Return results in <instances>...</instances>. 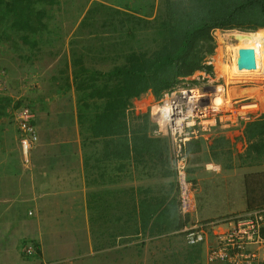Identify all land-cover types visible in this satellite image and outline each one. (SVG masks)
I'll return each mask as SVG.
<instances>
[{
  "label": "crops",
  "instance_id": "obj_1",
  "mask_svg": "<svg viewBox=\"0 0 264 264\" xmlns=\"http://www.w3.org/2000/svg\"><path fill=\"white\" fill-rule=\"evenodd\" d=\"M35 74L40 76L42 71L36 70ZM43 83L33 96L25 97L32 104V121L38 136L28 160L22 154L14 116L17 102H5L0 113V264H186L182 259L189 251L196 256L189 264H202V257L207 264L211 234L207 243L189 246L181 226L165 225L179 222V191L169 138L150 135L154 127L148 115L150 104L144 107L146 104L139 105L136 101L131 127L138 123L146 125L149 137L159 139L155 142L159 153L145 155L156 159L149 169L143 168L141 159H128L127 185L124 174L123 178L106 174V161H98L104 166L99 167L104 176L94 168L93 156L99 155L104 147L100 145L102 139H88L82 133L74 85L60 77L54 79L53 75ZM233 131H215L212 138L193 139L188 144L190 171L200 191L193 219L218 220L239 212L235 211L237 202L229 196L228 187L209 195L202 191L203 175L208 174L212 182L223 170V156L219 159L212 156L214 139L230 141L229 145L218 147L221 141L217 150L231 146L234 151L235 139L238 145H246L242 135L234 136ZM199 139L201 149L196 148V142L192 143ZM206 151L208 158L203 157ZM118 185L121 189L128 186V194L113 196L112 191ZM97 192L107 193L108 197L101 198ZM148 205L154 207L152 212L156 214L150 213L144 224L142 209L145 211ZM172 205L176 206V213L170 212L172 219L164 217L163 211ZM93 206L97 208L94 212ZM116 206L120 211L110 217L111 208ZM121 206L128 207V213ZM122 212L128 218V230L110 229L112 222L122 220L119 219ZM106 222L110 231L98 229ZM28 243L38 250L26 261L22 255Z\"/></svg>",
  "mask_w": 264,
  "mask_h": 264
},
{
  "label": "trees",
  "instance_id": "obj_2",
  "mask_svg": "<svg viewBox=\"0 0 264 264\" xmlns=\"http://www.w3.org/2000/svg\"><path fill=\"white\" fill-rule=\"evenodd\" d=\"M125 1L118 4L122 8L100 0L90 3L80 20L76 39L71 38L68 52L61 54L59 76L53 75L54 79L60 77V80L74 85L82 133L88 139H102L100 145L106 148L103 159L98 161L117 158L126 163L128 159L138 161L145 155L158 154L155 142L159 139L149 137L148 127L138 123L132 128L129 124L131 116L127 110L134 100L149 91L157 98L161 97L164 91L181 84L184 78L202 68L213 71L212 65L204 64L216 51L215 29L254 32L264 29V0H164V12L158 10L161 14L155 17H152L155 0ZM62 2L0 0V29L8 36L12 33L14 37L10 45L16 50L31 52L21 54V58L32 63L41 62L47 45L58 48L57 38L63 40L62 47L66 45L67 37L62 38L59 32L62 26L53 22L55 8ZM89 38L101 39L103 45L99 50L93 42L81 45V40ZM151 42L155 43L154 46ZM105 50L109 54L103 56ZM60 53L59 49H54L50 55L54 59ZM96 58L111 60L113 67L102 71L90 66V61L95 62ZM23 100L17 101L16 108L23 107ZM13 102L12 98L8 100L10 104ZM244 139L247 148L239 155L241 160L246 163L249 159H261L264 156V115L246 124ZM214 140L212 156L218 159L223 156V160H229L225 166L233 167L231 146L227 150H217V146L225 147L230 141ZM221 141L222 145L219 144ZM195 142L196 148L201 149V139L192 143ZM101 165H94V168L99 169ZM99 171L104 176L101 168ZM99 194L101 198L104 196L101 192ZM152 209L154 207L150 205L145 211L142 209L144 224L146 217L153 213ZM163 212L164 217L172 219L176 206L172 205ZM177 218L179 222H175L178 223L165 222V225L182 227L181 209Z\"/></svg>",
  "mask_w": 264,
  "mask_h": 264
},
{
  "label": "built area",
  "instance_id": "obj_3",
  "mask_svg": "<svg viewBox=\"0 0 264 264\" xmlns=\"http://www.w3.org/2000/svg\"><path fill=\"white\" fill-rule=\"evenodd\" d=\"M235 32L244 33L240 30ZM209 65H216L215 58L209 61ZM225 74L221 75V82L216 71L213 77L208 70H200L184 78L181 84L164 91L159 99L153 98L149 109L157 127L152 130V134H167L170 137V151L184 223L181 232L184 233L186 242L193 246L205 244L211 234L213 239L208 246V264H263L261 250L264 249V209L222 220L190 218L197 209V198L196 184L189 173V142L198 138L209 139L219 129L239 130L242 125L243 130L248 122L257 119L262 112L258 105V94L246 96L244 93H233L234 96H231L230 86L233 84L230 82H234V78L230 76L232 81L229 82L225 79ZM155 107L157 114H154ZM31 118L29 107L21 109L18 128L26 159L30 148L38 141ZM226 222L229 226L221 228ZM26 252L32 254L35 249L29 246Z\"/></svg>",
  "mask_w": 264,
  "mask_h": 264
},
{
  "label": "rangeland",
  "instance_id": "obj_4",
  "mask_svg": "<svg viewBox=\"0 0 264 264\" xmlns=\"http://www.w3.org/2000/svg\"><path fill=\"white\" fill-rule=\"evenodd\" d=\"M93 0H63V2L60 5H57L55 8V19L53 20L54 23H59V25L62 26V29L59 31L62 36V38H66V45H64V47H62L61 42L63 40H59V38H57L55 40L57 47L58 48H53L54 46H49L47 45L44 48V54H43V58L41 60V62H36V63H32L30 61H26L25 59L21 58V54H27L29 55L31 52L27 49L25 50H16L14 46H11V41L13 40V35L11 33V36H8L7 34H4L2 29H0L1 31V36H0V113L3 112V109H5V102L8 103L9 99H13L14 100V104L15 102H19L22 99L23 100V107L22 108H17V114L15 115L14 112V116L13 117L16 121V124L18 126V117H19V113L21 111V109H23L24 107H29L31 112H32V118H31V123L33 124V126L35 127V124L33 123V117H34V110L33 107L31 106L32 104L29 103L27 100H29L28 98L25 97H29V95H34V91H37L39 89V87H43L44 86V80L48 79V77H51L52 75H56L59 76V67H61V63H60V58H54L50 55V52H52V50H60V54H62L63 52H68L69 49V45L68 42L71 38H73L75 36V34L77 33V29L79 28V24H80V20L82 19V17L85 15L86 9L89 8L90 3ZM102 2H106L107 4H112L114 6H117L119 8H122V6L118 5L120 3H126L125 0H100ZM117 1V2H116ZM156 1V5L154 8V15L152 17H155L157 14H161L158 12V10H162L164 12L165 9V2L164 0H155ZM79 9V10H78ZM124 10V8H123ZM162 12V13H163ZM151 17V18H152ZM261 30V29H259ZM259 30H257L256 32L254 31H248L253 33L254 35H257ZM245 32V31H243ZM228 33H233L232 30H223V29H215L214 30V35L216 37V43H217V47H216V51L214 53V55H212L208 61L205 62L204 65H209V61H212V59L215 58V63L217 65L218 63V57L219 56V49H221L224 53L226 51H228L225 55V59L227 60V63L232 64L234 61V54L232 52V50H228L226 48V46L228 45L229 40L226 38L228 37ZM242 34V33H240ZM148 37H150L148 35ZM147 36H144V38H148ZM76 39V37H74ZM150 39V38H149ZM147 40V39H146ZM93 42V45L95 44L98 48V50L100 49V45L102 43L101 39H91L90 38L86 41L81 40V45L84 43L85 45L90 44ZM144 42V41H143ZM231 43H237V39L233 38L230 41ZM151 44L154 46V42H151ZM100 52L98 51V56L100 55ZM106 54H109L106 50L103 53V56H105ZM39 55H41V53H39ZM102 56V57H103ZM36 57V56H35ZM92 67L96 68V69H100L102 71H107L109 69H111L113 67V62L111 60H100L97 59L95 60V62H93L92 60L90 61ZM213 65V71H208L209 74H211V76H215V71L218 73V77L221 78V82H223V76L221 71H219L217 69V66ZM234 65V64H233ZM216 66V67H215ZM205 69V68H204ZM203 68L201 70H204ZM36 70H40L42 71V75L37 76ZM200 71V70H199ZM224 74V73H223ZM53 76V77H54ZM231 73H228L227 75L225 74V79L227 81H232L230 80ZM234 82H230V84H233V86H230V88H235L237 90V92L233 89H231L232 93L231 96H234V94L238 95V94H242L243 92L242 90H245L244 94L246 96L250 95V94H254L257 96H259V94H264V81L261 82V80L259 81H239L236 77ZM237 84H239V87H237ZM248 92V93H247ZM151 94V92L149 91L148 93L142 95L139 99H135L134 104H136V101L138 102L139 105L142 104H146L144 105V107H147L148 104L151 103L152 99L155 98V96ZM258 105L260 106V109L262 110V112H260L257 116V119L261 118L264 115V106H262V101L260 99ZM251 101V100H249ZM134 104H132V106H134ZM131 106V107H132ZM129 107V113H130V121H132V119H134V116L132 114V108ZM134 110V108H133ZM5 112V111H4ZM134 112V111H133ZM140 112V111H138ZM141 113V112H140ZM255 119V120H257ZM239 130H236L238 132H236L235 130L233 132L234 136L237 135H241V133L243 134L244 129L241 130L243 127L241 125V127H239ZM153 130V129H152ZM152 130H151V134H152ZM225 130V129H222ZM221 129H219L218 131H222ZM20 132V131H19ZM215 133L213 132V135ZM21 135V133H20ZM153 135V134H152ZM217 136V135H216ZM215 136V137H216ZM237 138V137H236ZM236 142V145L234 146V152L235 154L233 155V163L234 166L233 167H226L225 163H227L229 160L225 159L222 163V172L219 174L218 177H215L212 179V182H210L209 176L208 174H204L203 177L205 178L204 182L202 183V191L206 194L209 195L211 192L215 193V191H220V190H224V189H228L230 190V194L229 196H233L235 197V201L237 202V206H238V210L235 211H239L237 213H234L233 215L227 216V217H223L221 219L218 220H222V219H228L231 217H235L238 216L240 214H244L247 212H253L256 211L258 209H264V156H262L261 159L259 160H253V159H249L247 160V162L245 163V161L241 160V157H239V155L241 153H245L246 149L241 145H238L236 139L234 141V143ZM33 146V145H32ZM22 147V145H21ZM32 148V147H31ZM31 148L28 152V155L31 151ZM102 148V147H101ZM247 148V147H246ZM106 149V148H105ZM104 148L102 150H100V154L99 157H96V159H94L95 162V166L99 165L98 160H101V158L103 157V151L105 150ZM245 149L244 152H242V150ZM23 152V149H22ZM24 155V153H22ZM209 153L206 151L205 153H203V157L206 156L205 158H208ZM25 158V156H23ZM26 159V158H25ZM103 159V158H102ZM28 160V157L27 159ZM108 158L105 159V161H107ZM142 163H143V168H151L153 166V164L156 162V159L154 160L151 157H144L143 159H141ZM107 162H111L112 164H106L105 167H107L105 169L106 174L108 175H114L119 177L123 175H125V179L126 183L128 185V162H124L122 163L121 160H118L117 158H113L112 161H107ZM122 163V165H121ZM112 165V166H111ZM102 167H104L103 165H101ZM109 166V167H108ZM190 166V163H189ZM15 167V165H14ZM125 167V168H124ZM120 168H122L120 170ZM190 173V177L192 178V180L194 181V183L196 184V196L198 197L199 195V189H198V181L196 180L195 176L193 177L191 171L189 170ZM101 176V175H100ZM198 176H201L198 175ZM196 176V177H198ZM123 180V181H124ZM216 181V183H215ZM124 186V185H123ZM113 196H115L116 198H120L122 197V195H126L128 194V186L123 187L121 189V186L118 185L115 191H112ZM103 193V192H101ZM97 194H99V192H97ZM104 196L102 198H107L108 194L107 193H103ZM262 194V195H261ZM128 197V195H127ZM251 197V198H250ZM198 201V198H197ZM250 201H252L250 203ZM258 204V205H257ZM263 206V207H260ZM233 206V204H232ZM123 208V206H121ZM96 206H93L92 211L94 212L96 210ZM126 210L128 213V207L123 208V210ZM249 209V210H248ZM120 211V207L116 206V207H112L109 215H111L110 217L114 216V214L116 212ZM122 217L119 219H122L120 221H116V223L112 222L114 225H110V229L114 230V228L116 230L114 231H119L121 229H125L128 230V218L125 217V212L119 213ZM125 215V216H123ZM128 215V214H127ZM192 220H199V219H193L192 215H190ZM195 216V213H194ZM196 217V216H195ZM107 223H102V225H100L98 227V229H104V230H109ZM107 226V227H106ZM223 228L228 227L229 223L226 222V224L222 225ZM121 228V229H120ZM94 230L96 231V228L94 227ZM110 231V230H109ZM188 244V243H187ZM32 244L26 245V248L28 246H30ZM189 245V244H188ZM189 246H193V245H189ZM26 251V249H25ZM188 253H191L192 256H190V254L188 255ZM187 253V255H184V259L186 264H189L191 262L192 258H196V256H194L193 252L189 251ZM261 257L264 258V249L261 250ZM22 258L26 261H28L31 256H28L26 253H24V255H22ZM187 261V262H186ZM264 264V261L262 262ZM202 264H206V259H203L202 257Z\"/></svg>",
  "mask_w": 264,
  "mask_h": 264
},
{
  "label": "bare ground",
  "instance_id": "obj_5",
  "mask_svg": "<svg viewBox=\"0 0 264 264\" xmlns=\"http://www.w3.org/2000/svg\"><path fill=\"white\" fill-rule=\"evenodd\" d=\"M248 32V31H247ZM229 42L226 48L235 54L233 63L229 64L227 63V60L224 58V52L219 49L218 52V63H217V69L221 71V73H231L232 77H236L239 81H264V29L259 30L257 35H254L253 33H228V37H226ZM237 39V43H231V39ZM253 48L256 52V59L258 61V65L256 69H240L238 67V57H239V50L241 48ZM234 64V65H233ZM235 79V78H234ZM234 83H236L234 81ZM237 92L235 88H232ZM244 93L245 90H242ZM248 93V92H247ZM259 99L262 101V106H264V94L262 93L259 95ZM260 107V106H259ZM264 108V107H263ZM157 107L154 108V114H157Z\"/></svg>",
  "mask_w": 264,
  "mask_h": 264
},
{
  "label": "water",
  "instance_id": "obj_6",
  "mask_svg": "<svg viewBox=\"0 0 264 264\" xmlns=\"http://www.w3.org/2000/svg\"><path fill=\"white\" fill-rule=\"evenodd\" d=\"M238 67L240 69H256V52L253 48H241L239 50Z\"/></svg>",
  "mask_w": 264,
  "mask_h": 264
},
{
  "label": "clouds",
  "instance_id": "obj_7",
  "mask_svg": "<svg viewBox=\"0 0 264 264\" xmlns=\"http://www.w3.org/2000/svg\"><path fill=\"white\" fill-rule=\"evenodd\" d=\"M235 30H237V29H235ZM235 30H232V32L235 33ZM245 32L248 33L247 31H245ZM245 32H244V33H245ZM0 86H1V85H0ZM151 94H153V93L151 92ZM143 95H144V94H143ZM153 95H154V94H153ZM154 96H155V95H154ZM154 96H153V97H154ZM155 98H156V99H159L160 97L157 98V97L155 96ZM137 99H139V98H137ZM137 99H136V100H137ZM134 101H135V100H134ZM133 104H134V102H133ZM131 106H132V105H131ZM131 106H130V107H131ZM128 110H129V109H128ZM128 110H127V111H128ZM129 112H130V111H129ZM148 115H149V119H150V118L152 119V116H151V113H150V109H149ZM128 121H129V120H128ZM152 121H153V119H152ZM131 124H132V121H131ZM153 125H154V127L150 129V132H151L152 129H154V128L157 127V124H155L154 121H153ZM150 135H152V134L150 133ZM241 135H242V139H243V141H244V134L241 133ZM154 136H156V135H154ZM160 136H166V137H168L169 140H170V137L167 136V134H162V135H160ZM160 136H158V137H160ZM211 138H212V137H211ZM245 142H246V140H245ZM246 147H247V142H246V145H245V149H246ZM177 185H178V182H177ZM178 191H179V187H178ZM179 201H180V198H179ZM196 210H197V209H196ZM195 212H196V211H195ZM193 214H194V213H193ZM181 228H182V227H181ZM30 246L34 247L35 252L32 253V254H28V253L25 251V253H26L28 256H33V255H35V254L37 253L38 248L35 247L34 244H32V245H30ZM28 247H29V246H28ZM26 249H27V248H26ZM41 264H43V263H41ZM207 264H208V263H207Z\"/></svg>",
  "mask_w": 264,
  "mask_h": 264
}]
</instances>
